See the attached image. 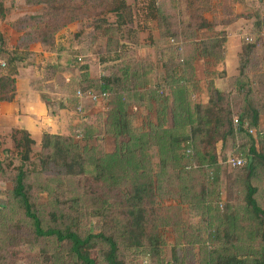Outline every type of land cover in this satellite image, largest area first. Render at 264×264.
I'll list each match as a JSON object with an SVG mask.
<instances>
[{"label":"rangeland","instance_id":"374dc122","mask_svg":"<svg viewBox=\"0 0 264 264\" xmlns=\"http://www.w3.org/2000/svg\"><path fill=\"white\" fill-rule=\"evenodd\" d=\"M104 1L66 0L67 5L80 6V11L69 7L57 12L56 8L62 2L57 3L55 0L53 9H47L49 13H45L46 6H29L28 0H0L3 5V16L0 17L1 44L6 52H16L24 58L25 65L23 62L19 67L32 65L39 73L38 82L43 84L41 89L55 93L54 88H57L59 93L68 97L70 111L79 119V123L71 129L70 138L79 145L90 164L104 154L113 153L116 148L111 135L113 128L107 126L114 113H108V110L117 108L120 103L128 104L127 108L134 105V96L148 84L150 59L136 52L142 41H153L156 62H165L173 82L188 81L193 86L200 80L204 81L205 90L191 89L189 98L193 104L200 103L203 96L209 99L212 91H218L214 81L223 79L224 74L218 66L220 60L216 53L219 50L213 48L214 44L204 49V44L222 37L224 33L216 32L212 27L219 22L224 25L233 18L236 0H123L131 8V17L126 18V23L121 26L117 24L115 15L103 13L104 7L99 5ZM150 16L153 19L148 26H157L162 38L160 35L154 40L151 35H148L150 39L145 37L142 28L144 20ZM202 23L210 26L202 31L198 29ZM54 27L58 29L55 39H49V45L54 41L55 50L47 51L54 55L36 60L34 54L28 51L30 46L39 44L36 42L38 35ZM58 34L62 38L56 42ZM172 34H181L183 38H173ZM180 43L185 44L182 46L183 51ZM197 45L203 46L204 51L212 52L216 57H209L211 61L214 60L213 63L196 70L193 68L194 62L204 59L199 56ZM66 47L70 49L66 50ZM59 48L62 53L57 51ZM162 49L168 54L164 58L159 54ZM188 62L191 63V70L185 68ZM154 71L153 74H156L157 71ZM157 76L159 79L163 74L159 72ZM119 78L126 80L123 86L133 88V92H130L133 98L129 100L121 94L112 95L109 102L102 104L84 101L82 112L77 111L78 90L99 92L107 79L114 81ZM155 100L156 105L159 100ZM253 100L259 110L258 125L250 128L249 123L245 122L244 129L260 130V134H247L254 138L257 148L264 149V101L260 97ZM58 102L63 105L62 101ZM54 105L55 102L48 104L50 111ZM228 105L233 113L232 118L237 119L244 107L242 96L225 95L224 106ZM131 112L127 114L133 127L140 126L150 118V115L143 118L137 116L134 109ZM179 115L183 119L182 114ZM182 119L178 136L183 139L186 120ZM171 126L170 121L166 127ZM80 127L84 129L82 136L77 133ZM20 135V132L10 136L0 135V264H65L69 260L66 246L52 239L36 238L31 220L25 216L22 206L13 196L16 169L21 162L12 140L13 136L17 139ZM249 136L245 133L234 135L223 147L218 143L220 164L204 170L183 172L180 170L181 159L176 164L167 163L166 160L164 163L167 167L162 169L158 166L160 158L155 150L148 152L150 159L145 172L157 184L153 195V220L155 234L159 235L160 240L159 254L154 256L148 248L121 249L119 255L125 264H209V255L214 249L245 256L248 264H251L250 256L254 257L260 250V239L254 237L253 232L257 227L244 204L245 166L233 169L226 165L228 157L245 161ZM127 140L128 136H122L118 141ZM180 152L181 145L177 152L179 156ZM43 154L41 143L33 145L31 160L25 164L30 174L26 181L31 187L29 197L43 227H71L81 235H86L105 228L106 221L100 215L99 206L108 209L107 212L113 215L123 213L125 193L131 191L129 181L121 179L117 187L107 192L105 188H93L95 184L75 178L39 174L38 160ZM134 155L128 153L125 157V166L128 165V168L135 167ZM252 184L259 189V205L264 206L260 169H257ZM92 188L94 193L91 195L89 190ZM97 196L103 198L101 202L94 198L99 205L92 201ZM96 255L99 256V253H93L94 257Z\"/></svg>","mask_w":264,"mask_h":264},{"label":"trees","instance_id":"16d2710c","mask_svg":"<svg viewBox=\"0 0 264 264\" xmlns=\"http://www.w3.org/2000/svg\"><path fill=\"white\" fill-rule=\"evenodd\" d=\"M53 1L55 0H28V5L46 6L45 13H49L47 9H53ZM60 1L62 4L57 6V12H63L69 7H72L76 12L80 11V6L67 5L65 3L66 0H56L57 3ZM238 1L240 0H236L235 3ZM101 4L99 6L104 7L103 13L115 15L119 26L126 23V18L131 17V8L123 0H106ZM2 16L3 5L0 2V17ZM235 18L254 19L251 32L242 42V50L238 57V74L234 77H227L224 72L222 76L227 83V91H212L205 105L201 103L193 104L189 98L191 89H197L198 83L192 86L188 81L173 82L171 77H169L164 61L161 62L163 67L166 68L165 76L159 78L157 82H152L154 71L152 63L149 61L151 68H148L147 72L150 71L151 75H149L148 84H146L145 88L139 90L134 97L135 103L145 104L143 106L149 113L152 111L153 106L157 108L155 112L156 122L154 123L149 119L142 123L141 126L133 127L130 116L127 114L128 104L120 103L117 108L112 107L108 110V113H114V115L112 120L108 121L107 126L113 128L111 135L116 143L113 153L104 154L90 164L81 152L79 145L70 138L72 128L68 134L64 135H52L47 132L42 134L41 149L44 154L38 160L39 174L56 176L57 178H75L95 184L96 186H92L93 188L97 186L101 189L105 188L107 192L109 189L117 187L121 179L130 182L131 191L125 193L126 199L123 200L122 204L123 213L113 215L111 212H107L109 211L108 209H102L99 206L100 215L106 222L105 228L97 233L90 232L86 235H81L71 227L52 228L42 226L29 197L31 187L26 182L30 174L25 169V164L31 160L32 147L35 143L26 131H20L21 135L17 139L13 136L14 140L12 142L18 150L17 155L21 162V165L16 169L13 196L19 201L25 216L31 220L36 238L52 239L57 244L66 246L69 260L65 264H125L119 255L121 249L141 250L148 248L154 256H158L160 240L159 235L155 234L153 220V195L157 184L145 172L146 164L150 159L148 152L155 150L158 158H160L158 166L162 169L167 167L164 163L166 160H168L167 163L170 161V163L176 164L180 162V159L182 161L180 170L183 172L215 168L220 164L217 155L218 143L223 147V144L234 135L245 133L249 136L247 134L248 131L244 129L245 122L249 123L250 128L257 127L259 110L255 106L253 99L260 97L264 101V16L254 11L251 14L240 13L229 19L227 23ZM209 26L207 23H202L198 29L208 28ZM57 29V27H54L49 32L39 34L36 42L44 50L52 51L54 49V41L49 45V39H55ZM180 35L172 34L173 38H183ZM160 38H162V35H160ZM221 38L218 37L215 40L213 39V42L203 43L204 49H208L210 47L209 44H214L213 48L216 47L219 50L216 53L218 60L222 59L224 53L222 49L225 41L224 34H222ZM180 44L183 51L184 47L182 46L185 44ZM197 47L199 56L216 57L212 52L204 51L203 46L197 45ZM160 53L161 58L168 55L164 49L160 50ZM4 55L7 58L8 65L5 70L0 71V102L10 103L15 97L17 70L19 65L24 62V58L16 52L8 53L4 51ZM178 66L184 67L183 64H178ZM185 68L191 70V63L188 62ZM119 82L122 84H120L121 86L117 85ZM125 84L126 80L122 81L120 78L114 81L107 79L106 83L102 84V90L99 92L92 90L80 91L95 94L104 92L109 93L110 96L122 94V96L130 100V98H133L130 95L133 92L131 91L133 88L123 86ZM118 86H120V89ZM226 93L242 96L244 107L241 109L237 119L232 118L233 113L229 105L224 106ZM156 98L159 100L158 104H156L158 107L154 103ZM169 100L172 104L169 111L172 126L167 128L169 121L166 109L169 108ZM69 106L67 104L65 108ZM67 109L70 110V107ZM179 113L182 114L183 119L179 118ZM180 119L186 120L182 132V135H184L183 139L178 136L180 135L178 134ZM234 120L238 121L237 125L234 124ZM83 132L84 129L82 127L77 130L80 136H82ZM122 136H128V140L126 142L118 141ZM248 139L249 147L245 155V174L243 179L245 190L244 204L255 222L254 225L257 227L253 232L254 237L260 239V250L254 257L250 256V259L251 264H264V206L259 205L257 201L259 189L252 184V179L255 177L257 169H260L264 186V149L256 147V142L252 136H249ZM180 145L181 152L179 156L177 152L180 149ZM188 149L191 150L189 154L186 153ZM128 153L135 154L133 157L135 160L133 163L134 168H128V165L125 166V157ZM93 188L89 190L90 194L94 193ZM85 196L87 197L88 194L86 193ZM94 198L100 202L103 200L100 196L93 197L92 201L96 205L99 204ZM104 203L106 204L107 202L104 201ZM60 219H63L62 215ZM211 252L209 264H248L245 256L228 254L217 249ZM93 253H99V256L96 255L94 257Z\"/></svg>","mask_w":264,"mask_h":264},{"label":"crops","instance_id":"0c3cea01","mask_svg":"<svg viewBox=\"0 0 264 264\" xmlns=\"http://www.w3.org/2000/svg\"><path fill=\"white\" fill-rule=\"evenodd\" d=\"M233 6L235 9L234 16L240 13L251 14L253 11L264 16V0H240L234 3ZM152 19L153 17L151 16L146 17L142 30L145 32V37L151 35L154 40L159 37L160 32L157 26L154 27L151 24L148 26ZM253 22L254 19L235 18L224 25L219 22L217 26L212 27L214 31H222L224 33L225 41L222 46L224 53L218 66L220 71H224L227 77H234L238 74V57L242 50V42L247 34L251 32ZM202 31H205V29H202ZM59 38H62V35H56V42H58ZM148 39L150 38L148 37ZM146 42L147 43H144L142 41L136 52L138 55L150 59L153 71H157V73L153 75L152 81H157V74L160 72V74L165 76L166 68L163 67L162 62H156V50L153 47V41ZM59 49L57 51L62 53V49ZM68 49L70 48L66 47V50ZM28 51L30 54H34L36 60L47 58L48 55H54L44 50L39 44L31 45ZM213 61H211L209 57H204V59L195 61L193 68L196 70L203 69V66L206 67L212 64ZM25 63L24 61V65ZM24 65L18 67L17 70L14 100L10 103L0 102V135L10 136L12 133L16 134L20 131H26L34 141V145H36L41 143L42 134L44 132L52 135L68 134L70 129L79 123V119L74 116L72 111L65 108V106H67V96L61 92L59 93L57 88H54L55 93H47L45 90L41 89L43 84L38 82L39 73H37L32 65ZM198 66H200V68H198ZM214 69L216 70V67ZM214 86L219 92H223L227 87V83L224 79H219L214 81ZM198 88L205 90L204 81H198ZM58 100L63 102L64 107L59 105ZM207 100V97L203 96L200 99V103H207ZM52 102H55L57 108L54 105L53 110L50 111L48 104ZM168 103L169 108L166 109V113L168 121L170 122L169 111L172 104L170 100ZM138 104L139 102L132 106H128L127 112L132 113L131 111L134 109L137 113L136 115L142 118L150 115V121L155 123V112L157 108L153 106L152 111L149 113L143 106L145 104ZM141 125L142 124H140V126Z\"/></svg>","mask_w":264,"mask_h":264},{"label":"built area","instance_id":"2783aa9c","mask_svg":"<svg viewBox=\"0 0 264 264\" xmlns=\"http://www.w3.org/2000/svg\"><path fill=\"white\" fill-rule=\"evenodd\" d=\"M5 47L3 46V44L0 43V71L5 70L7 68L8 62H7V58L4 55V51H5ZM76 98H77V111L82 112L83 109V102L84 101H88L91 102L93 104H102V103H107L110 101L111 96L109 93H100V94H95L92 92H82L80 90H78L76 92ZM234 124L237 125L238 121L235 120ZM246 130L248 131V133L253 134V133H261L260 130H253L250 128H246ZM190 149L187 150V154L190 153ZM245 161L240 159V158H234V157H228L226 160V165L229 166L230 168H240L242 166H244Z\"/></svg>","mask_w":264,"mask_h":264}]
</instances>
